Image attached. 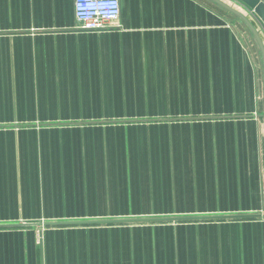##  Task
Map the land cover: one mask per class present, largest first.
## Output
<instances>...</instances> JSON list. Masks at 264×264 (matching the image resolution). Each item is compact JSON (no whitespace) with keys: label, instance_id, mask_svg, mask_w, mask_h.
<instances>
[{"label":"crops","instance_id":"obj_1","mask_svg":"<svg viewBox=\"0 0 264 264\" xmlns=\"http://www.w3.org/2000/svg\"><path fill=\"white\" fill-rule=\"evenodd\" d=\"M120 1L88 31L75 0H0V264H264L250 29L211 0Z\"/></svg>","mask_w":264,"mask_h":264},{"label":"built area","instance_id":"obj_2","mask_svg":"<svg viewBox=\"0 0 264 264\" xmlns=\"http://www.w3.org/2000/svg\"><path fill=\"white\" fill-rule=\"evenodd\" d=\"M239 3L236 2V5ZM248 14L246 8L239 4ZM75 14L78 27L88 31H101L115 25L121 14L120 0H75ZM251 16L250 14H248ZM253 16V15H252ZM254 17V16H253ZM258 21L257 18L254 17ZM259 29L264 33L263 26ZM262 28V29H261Z\"/></svg>","mask_w":264,"mask_h":264},{"label":"water","instance_id":"obj_3","mask_svg":"<svg viewBox=\"0 0 264 264\" xmlns=\"http://www.w3.org/2000/svg\"><path fill=\"white\" fill-rule=\"evenodd\" d=\"M211 1L240 18L248 26L254 37L257 48L261 53L264 69V33L259 29L258 24L259 21V23L264 28V0H234L235 3L237 2L243 5L248 11V14H250L251 16L245 13L243 11V8L241 9V7H238L232 3L230 4L226 0ZM252 15L257 18L258 21L254 19Z\"/></svg>","mask_w":264,"mask_h":264}]
</instances>
